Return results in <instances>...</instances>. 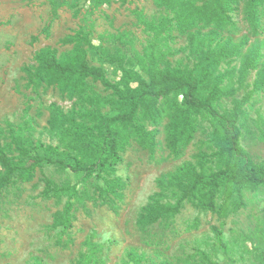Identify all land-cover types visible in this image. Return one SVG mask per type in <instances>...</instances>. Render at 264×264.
Masks as SVG:
<instances>
[{"label":"rangeland","instance_id":"1","mask_svg":"<svg viewBox=\"0 0 264 264\" xmlns=\"http://www.w3.org/2000/svg\"><path fill=\"white\" fill-rule=\"evenodd\" d=\"M160 2L0 0V145L17 155L15 138L20 137L32 154L35 150L30 142L38 149L42 145L65 149L74 143V136L61 128L52 129L53 107L64 113L91 109L88 96L96 106L115 96L113 89L93 79L88 80L84 98H70L54 86L30 81L29 71L38 66L37 54L47 48L59 54L70 52V39L79 32L97 49L91 51L90 63L102 67L112 84L122 81L123 67L146 78L140 58L160 49L172 64L193 66L196 57L190 53L187 37L174 33L168 40L156 38L153 26L172 17ZM232 17L233 25L219 33L218 42L230 43L233 55L222 62L220 72L231 77L227 86L235 95L224 99L219 109L232 111L237 101L247 99L240 121L241 144L254 162L263 163L264 89L255 87V82L264 62V11L258 35L246 19L245 0ZM254 44L262 46L263 59L241 83L243 59ZM238 48L241 55L234 53ZM101 110L115 114L111 106ZM145 125L148 131L158 132L156 150L151 153L133 139L122 153L117 176L126 187L115 206L103 199V179L85 178L70 169L45 165L31 182L14 179L0 195V264H76L82 253L90 252L87 241L98 250L82 264H264V187L247 191L245 207L226 218L186 203L177 216L140 229L139 215L159 191L162 177L186 163L197 164L201 158L208 167H215L218 159L213 129L206 120L180 158L168 149L169 119ZM49 186L62 191L46 197ZM69 201L73 224L64 230L55 226V217Z\"/></svg>","mask_w":264,"mask_h":264},{"label":"trees","instance_id":"2","mask_svg":"<svg viewBox=\"0 0 264 264\" xmlns=\"http://www.w3.org/2000/svg\"><path fill=\"white\" fill-rule=\"evenodd\" d=\"M242 0H161L160 5L169 10L172 17H164L153 26L155 36L168 40L174 33L187 37L190 53L195 55L193 66L181 62L174 65L166 58L165 51H153L147 58H140L141 72L122 68L119 84H112L102 67L90 63L91 51H96L86 35L80 32L72 36L70 52L59 54L51 48L41 50L36 61L38 66L29 71L30 81L35 85H49L70 98L87 95L88 80L101 82L114 90V97L107 104L96 106L92 102L80 110L64 113L53 107L52 129L70 131L74 136L71 146H35V154L22 146L20 137L15 138L18 154L0 145V195L13 184L14 179L31 182L39 168L54 165L61 169L82 174L85 178L103 179L106 188L103 199L113 206L124 197V180L117 176V166L122 153L136 139L151 153L156 150L157 131H148L145 123L158 125L167 118L168 149L180 158L194 140L202 121L210 123L211 137L218 157L215 167H208L205 158L197 163H186L176 172L162 177L159 191L139 215L137 224L145 231L163 220L181 213L186 203L203 211L217 213L221 218L245 207V193L264 187V162L256 163L241 144L247 99L237 101L232 111L221 112L219 104L233 97L235 91L227 86L230 76L220 72L222 62L231 57L230 43L218 42L221 31L233 25L232 13ZM264 0H245L246 19L255 35L262 29ZM238 48L234 53H239ZM94 51V52H95ZM93 52V53H94ZM171 55V53H170ZM263 59L262 46L254 44L244 56L241 83ZM131 84H137L132 87ZM255 87L264 89V62L258 72ZM96 99V98H95ZM111 106L115 114L103 113L102 107ZM37 149L42 152H36ZM62 191L48 187L46 197ZM76 197L77 194L75 193ZM73 203L69 201L55 217V226L68 230L73 224ZM90 252L82 253L76 264H82L96 255L97 245L88 242Z\"/></svg>","mask_w":264,"mask_h":264}]
</instances>
